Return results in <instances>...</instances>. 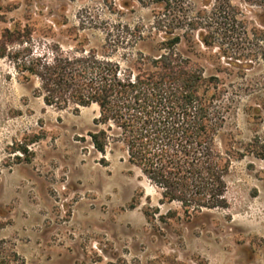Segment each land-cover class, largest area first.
I'll use <instances>...</instances> for the list:
<instances>
[{"label": "rangeland", "instance_id": "374dc122", "mask_svg": "<svg viewBox=\"0 0 264 264\" xmlns=\"http://www.w3.org/2000/svg\"><path fill=\"white\" fill-rule=\"evenodd\" d=\"M124 1L0 0V39L16 32L11 53L101 52L120 26L142 38L129 52L157 56L165 37L155 29V5ZM201 1L190 7L203 10ZM233 6L249 33L243 40L216 37L208 48L198 41L204 30L191 41L188 30L177 32L178 52L225 90L221 147L245 155L227 179V209L187 216L162 204L122 144L105 154L94 148L90 134L103 129L98 106L47 107L36 95L39 81L0 58L1 256L21 264H264V159L247 152L264 143V37L254 29L264 10L243 0Z\"/></svg>", "mask_w": 264, "mask_h": 264}, {"label": "trees", "instance_id": "16d2710c", "mask_svg": "<svg viewBox=\"0 0 264 264\" xmlns=\"http://www.w3.org/2000/svg\"><path fill=\"white\" fill-rule=\"evenodd\" d=\"M133 1L156 7L155 29L165 37L157 56L129 52L142 38L118 26L114 28L120 33L109 31L101 52L73 54L59 46L44 54L28 48L11 53L16 32L6 30L0 58H12L21 74L39 81L36 95L47 107L78 112L98 106L95 123L103 129L90 134L94 148L105 154L111 144H122L130 164L159 191L162 204H178L187 216L227 209V179L234 162L245 155L232 144L221 147L227 121L221 107L225 90L217 76H206L178 52L183 37L177 32L188 30L191 41L192 34L204 30L207 34L200 32L198 41L210 48L216 37L229 42L247 38L245 20L234 0H202L201 11L190 7L191 0ZM243 1L264 10V0ZM262 12L254 29L264 37ZM247 152L264 159V143L249 146ZM0 264L21 263L0 255Z\"/></svg>", "mask_w": 264, "mask_h": 264}]
</instances>
